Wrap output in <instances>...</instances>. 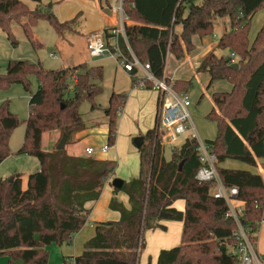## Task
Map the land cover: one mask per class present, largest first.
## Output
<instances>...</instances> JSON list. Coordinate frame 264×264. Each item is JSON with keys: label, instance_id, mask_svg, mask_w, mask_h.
I'll return each instance as SVG.
<instances>
[{"label": "trees", "instance_id": "obj_1", "mask_svg": "<svg viewBox=\"0 0 264 264\" xmlns=\"http://www.w3.org/2000/svg\"><path fill=\"white\" fill-rule=\"evenodd\" d=\"M123 7L133 21L125 25L129 46L141 61L150 64L157 78L164 77L168 55L184 57L194 48L193 36L213 34L214 18L229 17L231 28L220 36L217 48L237 54V62H231L230 55L211 51L199 67L209 73L210 84L215 80L231 84L230 90L212 92L216 107L207 116L216 122L217 132L214 139L206 141L219 162L232 158L257 165V158L264 157V24L253 41L248 33L253 15L264 8V0H124ZM80 15L61 20L50 0L45 8L37 9H31L24 0H0V27L13 44L14 23H19L37 45L32 26L39 19L48 20L60 32H74ZM177 26L182 28L180 32ZM119 44L130 58L122 37ZM30 75H36L39 85L30 95L19 152L37 157L40 169L29 174L25 186L21 173H15L13 180H0V255L8 257L7 264H47V246L54 242L70 244L87 221L91 210L86 204L100 198L105 182L117 168L111 158L69 154L57 145L42 148L46 131L58 130L60 139L66 135L68 143L86 128L79 108L84 100H89L93 109L98 107L94 97L102 92V67L81 62L46 69L40 63L12 59L6 72L0 73V89L21 83L29 90ZM71 75H75L73 88L69 86ZM166 78L180 93L188 94L193 85L192 79L172 82ZM133 83L139 85V79L134 78ZM146 86L152 88L153 83L147 80ZM126 100L125 92H112L104 109L110 146L116 142L118 113ZM20 123L9 101H3L0 163L11 154L10 137ZM144 139L138 149L139 175L124 181L120 189L114 188L129 196L130 207L112 197L109 207L120 212L119 220L99 223L84 251L66 258H74L75 264H139L146 231L166 230L159 221L172 219L183 222L180 243L161 249L156 264H237L236 256L222 242L231 241L237 224L226 215L225 201L212 195L214 181L199 182L196 178L200 167L196 141L185 138L166 158L157 122L145 132ZM218 171L225 184L239 188L238 198L245 203L242 224L253 234L264 216L263 176L221 166ZM178 199L185 201L183 210L173 206ZM163 212L170 215L162 216Z\"/></svg>", "mask_w": 264, "mask_h": 264}, {"label": "rangeland", "instance_id": "obj_2", "mask_svg": "<svg viewBox=\"0 0 264 264\" xmlns=\"http://www.w3.org/2000/svg\"><path fill=\"white\" fill-rule=\"evenodd\" d=\"M24 1L30 6L31 9L45 8L48 3V0H41L39 3H36L32 0ZM87 7L93 10L92 3H88ZM88 8L82 7V9L79 10L74 16H76L79 12L81 15H87V12L90 11ZM52 10L62 20L56 3L52 4ZM187 11L188 10H186V12ZM81 18L83 19V17ZM81 18H79L77 23L80 22ZM98 21L94 19V21L92 20L90 23L88 22V26L94 27V25L99 24ZM214 24V33L210 34L212 37H214V39H219L223 32L229 31L231 28L230 19L228 16L215 17ZM263 24L264 8L257 11L251 19L248 33L250 41H252L257 31H259ZM12 31L16 44L12 43L11 39L8 38L7 33L0 27V73L6 72L7 64L12 59H25L29 62L40 63L46 69H59L63 66H70L72 64H79L81 62H87L88 65L91 66L102 67L104 74L103 80L101 82L102 92L94 97V101L98 107L93 109L92 103L89 100H84L81 102L79 108L80 114L86 125L95 123L93 126L89 127L88 135L84 142L87 145L93 146L95 148V152L92 154L93 157L100 158L102 155H111L110 157L106 156L111 158L114 156L111 159L116 160L117 168L115 173L111 175L113 176V179L119 177L128 181L133 177H137L139 175L140 167L139 151L136 149V147H134V145H132L130 138L129 140L121 139L118 154L114 150V147L112 148V145L109 149H107V151L101 152L102 146L108 144V139L106 136L107 133L105 134V131L103 130L105 128L104 123L107 121L104 109L109 105L112 92L118 90H127L130 87L132 75H128V73L125 72L120 65L121 63H118L116 57H112L108 52L100 57H91L86 51L87 41L84 42V37L79 32V30H77L78 33H71L68 30L60 32L55 27H53L48 20L39 19L38 22L32 26V33L35 38H38L39 41L37 45H35L29 39L25 30L19 23L13 24ZM191 39L194 44V48L190 52H187L189 55H192V51H194L198 43V41L194 39V36ZM215 52L219 55H230L232 53L229 49L222 50L219 48H217ZM187 54L181 58H177L174 54L168 55L166 62L167 67L165 66L164 74L170 78V76L167 75L168 73L166 72V69L168 68L171 73L175 66L174 60L176 59L178 62L186 61ZM237 60L238 56L236 54L234 62H237ZM189 64L190 62L187 61L185 66H188ZM201 71L204 73H201V75L197 76L196 79L194 78L193 85L188 91V95L192 103L190 106V112L200 138H203V140H211L215 138L217 132L216 122L207 116L214 108L213 101L211 99L212 92L221 89L223 90V88L229 87L230 84L225 80L215 81L207 92L205 89L207 85L206 81L208 78L210 79V77H208L209 74H206L207 72L205 73L204 70ZM139 75L142 76V73ZM29 78V90L26 89L21 83H13L6 88L0 89V104L3 101H9L10 110L14 112L20 120H22V123H20L19 126L13 130L10 137L9 147L11 154L0 163V180L10 178L15 173H21L24 186L27 183L29 174L37 171L36 169L39 166V160L37 157L19 152L23 145L26 133V124L24 120L28 118L30 112V95L31 92H35L38 89L39 85L36 75H30ZM175 80L176 79H171L172 82ZM136 96L137 94L135 93L132 96V99H136ZM150 113L151 111L148 110L146 116ZM59 134L60 132L58 130L44 132L42 135V148L52 149L55 145H57L60 141ZM138 135L140 134H134L132 137H136ZM160 135L161 143L163 144L164 137L161 130ZM183 140L184 138L179 140L178 147ZM163 145L165 146L166 158H170L173 150L172 146L169 144ZM65 149L66 151L68 150L67 146H65ZM83 154H85V151ZM238 163L239 165L236 166H244V163ZM101 209H103V204ZM166 220L172 221V219ZM174 221L177 220H173V222ZM154 230L161 229L157 228ZM170 230H177L176 224L173 225ZM150 237L152 241L153 239L158 240L157 235H152ZM146 238L148 240L147 231L145 234V240ZM153 243H155L153 246L158 244L157 241H153ZM47 249L49 251L47 264L70 263V259H65V257L62 255L59 244L54 242L47 246ZM258 249L264 253V223L261 225L258 232ZM7 261L8 257L6 255H0V264H7Z\"/></svg>", "mask_w": 264, "mask_h": 264}, {"label": "crops", "instance_id": "obj_3", "mask_svg": "<svg viewBox=\"0 0 264 264\" xmlns=\"http://www.w3.org/2000/svg\"><path fill=\"white\" fill-rule=\"evenodd\" d=\"M50 1L52 2V4L53 3L57 4L58 12L61 15L62 20L73 18L72 16H74L79 10H81L82 7L88 8L87 7L88 3L93 4V10L88 8L90 9V11L87 12V15H84V14L80 15L79 18L83 17V19L81 18L80 22L77 23V25H75L76 30L74 31V33H78L77 30H79V32L84 37V42L87 41L86 36L89 32H92L98 29L112 28L118 23V17L114 15L109 9L106 8L102 0H50ZM94 19L97 21L99 20L98 21L99 24L94 25V27H89L88 22L90 23L92 20L94 21ZM127 22L130 24L132 21L128 20ZM176 29L178 31H181L182 28L180 26H177ZM84 30H85V33H84ZM70 32L72 33V31ZM256 35L254 36V38L256 37ZM120 37H122L125 43V48H127L128 52L130 53L129 43L125 41L122 35ZM254 38L252 39V41L254 40ZM194 39L197 40L198 43L194 51H192V55L187 54V59L186 61H183V62H178L174 58L175 66L171 73L168 70V68L166 69V72L168 73L167 75L170 76L171 79H186V80L192 79L194 80V78L196 79L197 76L201 75V73H204L201 71L202 69H199L202 63V60L211 51H215L217 49V44H218L219 39L218 38L214 39L212 35H205L203 37L195 35ZM86 51L88 52L87 45H86ZM116 60L120 64L117 57H116ZM187 61H189L190 64L188 66H185ZM76 64H72L70 66H74ZM123 70L127 72L128 75L130 74L131 76V73L129 71L125 70L124 68ZM137 72L139 74L144 73L141 69L137 70ZM206 74L208 75L209 73L207 72ZM208 77L210 76L208 75ZM133 81H134V78L133 76H131L130 87L127 90L114 91L115 93L125 92L126 94L127 93L129 94V96L127 94V100L125 102L123 109L118 113L119 123H118V130H117V138H116L115 144L112 146V148L114 147V150L117 152V154L119 151L118 149H119V144L121 142V139L129 140L130 138L132 145H134L136 149H139V147H137L134 142L135 137H132V136L134 134H140L144 136L145 132L148 129L153 128L156 125V122L158 121V109H159L160 100H161V95L159 91L153 87L148 88L147 86H144V85H135ZM215 81H219V80H215ZM215 81H213L210 84V79L209 78L207 79L206 81L207 85L205 88L207 92L209 88H211V86L214 84ZM230 89H231V84L229 85V87L223 88V90H230ZM135 93L137 94L136 96L137 98L132 99V96ZM213 107H216L214 101H213ZM148 110L151 111V113L146 116V113L148 112ZM94 124L95 123H90L86 125L85 129L79 131L76 134V139L74 141L67 143L66 146H67V149H68L67 151L69 154H74V155L81 154L85 151V147L90 146V145H87L84 142V140L87 138L89 127L93 126ZM104 124H105L104 125L105 128L103 130L105 131V134H106L108 132L107 121H105ZM163 144L167 145V143L165 142ZM101 152H105V151L101 150ZM106 156L110 157L111 155H102L100 158L102 159L108 158ZM231 159L232 158H227L224 161L219 162V166L226 167V168H237V169L245 168L246 170L261 174L264 178V157L257 158V165H250L248 163H245L237 159H232V160ZM238 162L244 163V166H241L243 168L236 166V165H239ZM38 165L39 166L36 170L40 169V162H38ZM112 180H113V176H110L109 179L105 182L102 188L101 196L98 200L90 201L86 204V206L91 211L89 213V216L87 218L85 225L77 233H75L73 241L70 244L64 243L60 245L61 247L60 250L62 252V255L65 258L68 256H71V257L78 256L84 251L85 243L96 234L97 225L99 223L104 222V221H109V220H115V221L119 220L120 212L117 210L111 209L109 207V202L112 197H116L126 207H130L129 196L123 191H120V190L115 191L112 185ZM124 181H126V179ZM102 204H103V209H101ZM173 206L180 210H183L185 208V201L183 199H178L174 201ZM159 222L166 226V230H162V229L161 230H154V229L147 230L148 240L146 238L145 240L146 246L139 256V264H146L149 260L152 262V264H156L158 260V255L161 249L171 248L180 243L183 222L174 221L175 222L174 223L173 220L171 221V220H166V219H162ZM175 224H176L177 230H170V228L173 227V225ZM152 235H157L158 240L152 238L154 242L156 241L158 242L156 246H153V244L155 243H153V241L151 240L150 236Z\"/></svg>", "mask_w": 264, "mask_h": 264}, {"label": "built area", "instance_id": "obj_4", "mask_svg": "<svg viewBox=\"0 0 264 264\" xmlns=\"http://www.w3.org/2000/svg\"><path fill=\"white\" fill-rule=\"evenodd\" d=\"M106 8L118 17V23L112 28L98 29L89 32L86 36L87 50L91 57H100L108 52L111 56L118 58L123 68L131 73L133 78L139 79V85L146 86V81L153 83V88L159 91L161 95L158 109V125L164 137V142L176 148L180 139H194L196 141V150L198 153L200 167L196 172V178L199 182L214 181L212 195L223 199L227 206L226 215L235 220L237 228L232 232L231 241L223 240L230 253L234 254L238 260L237 264H264V253L258 249V232L264 223V216L260 220V226L253 234L242 224L244 215V201L238 198L239 188L225 184L218 171L219 161L212 150L208 141L200 138L197 128L193 123L190 106L191 100L187 93L177 92L173 85L164 77L157 78L151 71L148 62L141 61L130 49V58L122 51L119 38L122 35L127 41L125 25L130 20L124 11V0H102ZM107 33L110 36H107ZM110 43V45L108 44ZM236 54H230L231 62L235 61ZM167 67V66H166ZM136 69H141L144 73H133ZM70 88L74 87L75 75L70 76ZM110 145L102 146V151H106ZM87 154H93V146L85 147ZM69 264H75L74 258H70Z\"/></svg>", "mask_w": 264, "mask_h": 264}, {"label": "water", "instance_id": "obj_5", "mask_svg": "<svg viewBox=\"0 0 264 264\" xmlns=\"http://www.w3.org/2000/svg\"><path fill=\"white\" fill-rule=\"evenodd\" d=\"M233 66H237V63H233ZM88 125V124H87ZM67 136L63 135L60 141L57 144V149H63L66 146ZM134 142L137 147H140L144 143V136L139 135L134 138ZM14 177H10V180H13ZM124 183V180L122 178L116 177L112 180V185L114 188L120 189ZM162 216H169V212H163L161 213Z\"/></svg>", "mask_w": 264, "mask_h": 264}]
</instances>
